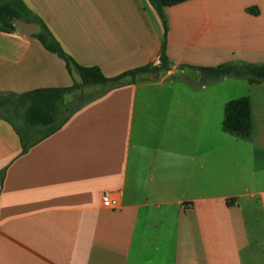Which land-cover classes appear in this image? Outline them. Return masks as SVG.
Instances as JSON below:
<instances>
[{
    "label": "crops",
    "instance_id": "0c3cea01",
    "mask_svg": "<svg viewBox=\"0 0 264 264\" xmlns=\"http://www.w3.org/2000/svg\"><path fill=\"white\" fill-rule=\"evenodd\" d=\"M22 1L81 67L115 78L161 61L148 0ZM165 13L170 70L97 86L27 149L0 119V264H264V84L194 70L264 64V0ZM81 81L33 35L0 30V94ZM244 97L252 131L239 137L225 106Z\"/></svg>",
    "mask_w": 264,
    "mask_h": 264
},
{
    "label": "trees",
    "instance_id": "16d2710c",
    "mask_svg": "<svg viewBox=\"0 0 264 264\" xmlns=\"http://www.w3.org/2000/svg\"><path fill=\"white\" fill-rule=\"evenodd\" d=\"M154 10L162 19L165 29V39L162 47L161 65L159 67L147 66L129 71L115 78H107L98 67H81L69 57L62 49L60 43L43 23L22 0H0V30L14 32L17 27L15 19L26 23H38L37 33L33 34L42 45L50 52L58 55L66 63L71 71L75 67L81 77V83H75L66 89H41L29 93L0 94V119L9 122L21 137L24 149L29 148L40 138L48 137L58 131L67 121L70 114L63 115L60 104L64 98L77 89L84 87H114L127 78H135L142 73H158L170 70L169 61L166 57V36L168 24L166 9L192 0H148ZM201 73L205 81H217L225 77L245 79L249 84H264V64H233L228 63L215 68H195ZM71 113V112H70ZM225 131L239 137H248L252 131V112L250 99L239 98L228 102L225 106L224 118ZM39 139V138H38Z\"/></svg>",
    "mask_w": 264,
    "mask_h": 264
},
{
    "label": "rangeland",
    "instance_id": "374dc122",
    "mask_svg": "<svg viewBox=\"0 0 264 264\" xmlns=\"http://www.w3.org/2000/svg\"><path fill=\"white\" fill-rule=\"evenodd\" d=\"M98 93L99 91L96 87H84L82 89L73 91L72 93L68 94L65 97V100H63V103L60 104L62 114L64 116L67 115L72 109L76 108Z\"/></svg>",
    "mask_w": 264,
    "mask_h": 264
},
{
    "label": "water",
    "instance_id": "95a60500",
    "mask_svg": "<svg viewBox=\"0 0 264 264\" xmlns=\"http://www.w3.org/2000/svg\"><path fill=\"white\" fill-rule=\"evenodd\" d=\"M14 24L18 31L25 36H30L37 33L40 28L38 23H26L19 19H15Z\"/></svg>",
    "mask_w": 264,
    "mask_h": 264
},
{
    "label": "built area",
    "instance_id": "2783aa9c",
    "mask_svg": "<svg viewBox=\"0 0 264 264\" xmlns=\"http://www.w3.org/2000/svg\"><path fill=\"white\" fill-rule=\"evenodd\" d=\"M160 65H161V61H158L156 63V67H159ZM102 204L103 207L108 209H116L119 207L118 201L112 199V197L107 192L103 193L102 195Z\"/></svg>",
    "mask_w": 264,
    "mask_h": 264
}]
</instances>
